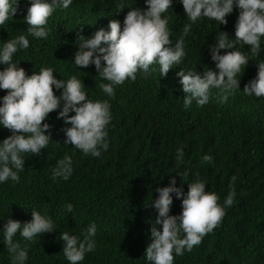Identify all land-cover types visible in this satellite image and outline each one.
<instances>
[{"label": "trees", "instance_id": "obj_1", "mask_svg": "<svg viewBox=\"0 0 264 264\" xmlns=\"http://www.w3.org/2000/svg\"><path fill=\"white\" fill-rule=\"evenodd\" d=\"M121 4L125 8L119 11ZM14 7L15 15L0 25V51L7 41L24 35L29 47L18 48L13 63L28 75L51 68L58 80L67 82L75 76L83 82L88 99L108 101L111 121L106 127L109 146L94 157L64 144L63 129L71 125L57 118L63 100L49 113L44 121L51 126L48 146L38 156L23 154L25 166L18 173V182H0V264H12L4 242V225L9 219L22 224L30 221L32 210L50 218L54 231L37 235L32 241L17 232L14 241L27 248L25 264H70L63 254L60 234L68 232L83 240L84 232L93 224L95 247L85 253L80 264H153L145 255L158 216L151 204L159 195L156 189L170 186L173 178L185 194L188 183L204 182L207 192L218 195L221 206L232 190L230 185L236 193L218 226L191 251L185 249L181 256L173 253V264H264V96L243 92L257 76L258 62H264V37L255 58L249 46L237 45L249 57L247 66H242L237 75L239 89L225 93L212 88L209 102L203 106L193 100L185 107L187 94L177 75L181 70L201 75L207 69L216 70L210 47L217 43L219 32L235 39L239 15L235 4L226 17L227 25H223L206 17L193 23L186 17L181 0H172V8L162 18L168 19L173 45L184 40L186 55L181 63L173 65L167 76H160L158 63L150 65L148 74L139 70L135 81L129 78L114 85L111 97L99 88L100 83L109 82L98 75L95 65L76 66L78 35L91 38L100 29L109 31L110 19L119 20L123 30L127 12L146 10L145 0H72L67 9L57 7L48 18L47 38L27 32L25 17L30 0H18ZM186 24L191 28L184 35ZM227 51L221 49L220 54ZM6 67L0 64V71ZM53 90L58 97L63 92L55 86ZM6 94L0 89V105ZM10 135L12 132L0 125V142ZM178 149L184 152L180 161L176 159ZM66 155L72 160L71 176L67 180L53 179V169ZM204 155L212 156V162H205ZM178 171L188 175L181 178ZM171 195L169 214L179 215L182 200L175 193ZM68 204L73 206L71 213Z\"/></svg>", "mask_w": 264, "mask_h": 264}, {"label": "clouds", "instance_id": "obj_2", "mask_svg": "<svg viewBox=\"0 0 264 264\" xmlns=\"http://www.w3.org/2000/svg\"><path fill=\"white\" fill-rule=\"evenodd\" d=\"M17 2L18 0H0V25L15 15L17 9L14 5ZM181 2L186 17L193 23L206 17L227 25L226 17L232 13L234 4L239 9L235 39H229L227 32H219L216 36L217 43L210 47L216 70L207 69L202 75L196 71L185 73L181 70L177 73L183 91L187 94L184 97L185 107L190 106L193 100L198 106H203L209 102L212 88L221 89L225 93L239 89L240 80L237 75L242 66H247L249 57L238 50L237 45H247L253 58L259 56L261 37H264V0ZM71 3L72 0H30L25 17V22L29 25L27 32L36 38H47L45 25L54 9H67ZM145 4L146 10L134 8L127 12L123 30L119 20L110 19L109 31L100 29L91 38L78 35L79 47L74 62L79 68L95 65L98 75L109 82L99 84V88L109 97L114 95V85H121L129 78L135 81L139 70L148 74L150 65L158 63L160 76H167L173 65H179L186 55L183 38L173 45L167 27L168 19L162 18V14L172 8V0H145ZM124 8L121 4L119 11ZM190 28V25H184V35H187ZM28 47L29 40L20 35L7 41L0 51V64L7 65L0 71V89L7 92L0 105V125L12 132V135L0 142V182L9 179L18 182V173L24 171L25 166L23 154L38 156L41 149L48 146L51 126L44 121L49 113L60 107L61 100L64 103L57 118H62L65 124L71 125L63 129L66 136L64 144L72 145L84 154L94 157H99L100 149L107 150L109 146L106 142V127L111 121L108 101L93 102L83 91L81 80L75 76L67 82L58 80L51 68H41L38 73L28 75L25 69L18 67L12 60L18 48ZM221 49L230 51L220 54ZM53 86L63 89L61 96L55 94ZM243 92L257 98L264 96V62H258L257 76L244 86ZM223 100H227V95ZM70 112L75 115H69ZM183 157V150L178 149L176 159L180 161ZM203 160L211 163L213 157L204 155ZM71 164V157L67 155L59 160L52 172L53 179H69L73 171ZM178 175L183 178L188 173L178 171ZM232 180L235 181V177ZM187 185L186 194L182 188L176 187L175 178L171 180L170 186L156 189L159 195L152 201L151 206L158 211V216L151 227L150 243L145 250L147 260L153 264H173V253L181 256L185 249L191 251L222 221L225 207L233 205L236 193L232 185L224 206L218 203L219 197L216 193L206 191L204 182L197 180ZM172 193L182 200V212L179 215L169 214L173 203ZM72 208L71 204L67 205L69 213ZM53 231L52 220L36 210L31 211V220L23 224L9 219L4 225L3 233L12 264H25L28 258L27 248H22L13 239L17 232L25 240L32 241L37 235ZM83 235L84 239L80 240L68 232L60 234V239L64 241L63 254L70 264H80L85 253L91 252L95 247L92 237L96 235V226L90 225Z\"/></svg>", "mask_w": 264, "mask_h": 264}]
</instances>
